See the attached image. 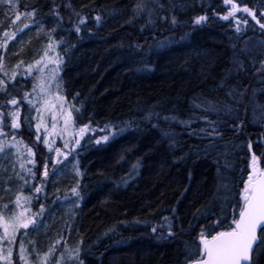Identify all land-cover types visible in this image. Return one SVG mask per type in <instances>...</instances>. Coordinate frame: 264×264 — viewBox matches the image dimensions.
Instances as JSON below:
<instances>
[{
  "label": "trees",
  "instance_id": "1",
  "mask_svg": "<svg viewBox=\"0 0 264 264\" xmlns=\"http://www.w3.org/2000/svg\"><path fill=\"white\" fill-rule=\"evenodd\" d=\"M16 1L19 20L26 11L36 15L21 23L30 25L22 36L29 42L12 58L39 55L54 37L61 93L79 109L76 126L90 125L97 138L105 125L122 129L100 145L89 132L78 157L47 182L58 197L44 204L35 238L43 247L55 240L77 246L81 264H188L202 228L230 225L251 155L264 156V29L237 12L249 24L236 32L233 21L220 19L231 7L224 0ZM141 2L148 8L137 13ZM233 3L264 22V0ZM199 16L207 19L196 24ZM10 29L0 27V36ZM30 84L10 91L20 101ZM210 101L232 111L196 107ZM209 121L218 135L201 131H210ZM20 134L31 143L24 127ZM77 160L82 176L68 169ZM77 183L78 207L55 221L67 211L58 200L72 201ZM254 259L264 264V251Z\"/></svg>",
  "mask_w": 264,
  "mask_h": 264
},
{
  "label": "snow or ice",
  "instance_id": "2",
  "mask_svg": "<svg viewBox=\"0 0 264 264\" xmlns=\"http://www.w3.org/2000/svg\"><path fill=\"white\" fill-rule=\"evenodd\" d=\"M225 5H231L226 15L220 17L225 21H233L236 25V32L241 31V25L247 26L249 20L246 17H251L252 20H256L259 23L261 29H264V22L257 20V14L255 10L245 6L240 8L233 0H224ZM0 7L7 10L17 9L16 3L13 0H0ZM148 8V5L141 2L136 6V12H143ZM237 12H243L245 16L237 17ZM23 15L35 16L36 10L31 12H25ZM259 15L264 17V12H260ZM21 14L17 12L15 20L20 19ZM97 21L100 17H96ZM207 19L205 16H199L196 18L195 23L201 24ZM13 20V23H15ZM85 20L80 17L79 23L75 25L76 31H80V25L84 24ZM36 21H33L35 26ZM29 24H25L24 28H29ZM22 33V29L19 30ZM16 33L5 32L3 43H0V48H7V42L12 40ZM47 48L44 50L40 59L35 60L34 63L27 64L24 67V61H19L16 68L24 67V71L18 72L13 70L10 74L6 71L3 56H0V94L3 99H0V154L5 153V149H15V155L21 157L20 169L25 173L23 176L18 174V178L24 181V184L28 186L32 195H22L23 188L17 193L15 197V210H12L10 214L0 213V261L2 264H12L13 261V249L11 245H14L17 241V233L24 229L23 235L28 234L30 226L34 230L38 222L42 223L43 213L45 211V205L40 204V210L36 213H31L30 206L35 200L40 201L41 195H46V184L51 177L57 174V171L66 167L67 163H71L70 158L76 159L79 155V149L84 145L82 141L85 139L89 132L93 133V136H89V141H94L95 144L100 145L106 143L110 139L119 134L122 129H118L115 125H105V134L100 137H95V129L90 125L85 124L76 126L75 113L79 111L75 105H68L66 97L61 93V85L59 83V73L61 71V64L63 63V57L59 54H53L57 49V41L54 37L50 36ZM38 74V75H37ZM20 76L22 79H17ZM29 78L33 79L31 85V91H25L21 100L18 101L15 95L12 94L10 89H16L17 86L26 87ZM12 81H15L13 83ZM55 87V91H53ZM233 100H236V95L231 92L228 93ZM21 101L28 105L29 111L22 116L21 113ZM238 103V101H237ZM11 105V108L8 106ZM196 107H203L206 112L220 111L231 112L230 105L214 104L211 101L207 106L197 104ZM8 109L7 112L4 109ZM34 110L35 114H32ZM165 119H169L165 117ZM174 119V117H173ZM50 120V124H49ZM10 121V124H9ZM36 129L35 135L37 142H41L44 148L47 149V154L43 159V171L39 174L40 179L38 183L32 184L31 181L37 179V158L33 147L25 146L27 153L26 158L20 152V145L23 144L22 140H18L20 135V129L22 125H27L30 130L33 127ZM211 125L210 131L208 129H202L209 136H216L219 133V129L215 126L214 122L209 121ZM10 129V131H6ZM43 129V131H41ZM113 129H117L113 131ZM11 137V139H8ZM56 137L62 141V146L56 145ZM249 150H252L251 144ZM67 162V163H66ZM31 165L32 167H26ZM135 170V166L134 169ZM76 176H82L83 173L79 171V161L76 162ZM125 184L127 181H123ZM243 187L239 191V200L232 205L233 216L230 225L225 230L215 231L214 227L205 226L202 228L199 235L198 251L191 253L193 258L189 259L188 264H256L254 259L257 249L264 251V156L251 155V159L248 163L247 178L241 179ZM79 183L76 187L71 188L72 196H79ZM8 206L6 205L5 208ZM238 213V215H237ZM165 222L169 224L168 235H172L170 222L165 218ZM222 221L217 218L216 225L221 224ZM211 227V230H209ZM157 229L154 227L153 232ZM213 231L215 234H213ZM207 233V234H206ZM7 244L9 247L5 248L3 245ZM61 240H57L55 245L50 247L48 252L40 257L41 264H51L50 257L56 252V245H60ZM26 248L23 239L19 244V258L21 262L26 260ZM65 256L68 259H79V250H75V256L73 250L64 248V251L60 253V258L55 261V264H63Z\"/></svg>",
  "mask_w": 264,
  "mask_h": 264
},
{
  "label": "rangeland",
  "instance_id": "3",
  "mask_svg": "<svg viewBox=\"0 0 264 264\" xmlns=\"http://www.w3.org/2000/svg\"><path fill=\"white\" fill-rule=\"evenodd\" d=\"M14 3H16L17 5V1L13 0ZM0 27L4 28V29H10V32H14L16 33V35L14 36V38L12 40H9L7 42V48H0L3 52L2 55L3 56V62H4V66L6 71L9 73V77L10 78V74L13 70H16L18 72H23L24 71V67L27 66V64L30 63H34L35 60L40 59V57L43 55L44 50L47 48V45L49 43V39L47 40V42L45 43V45L42 47V50L40 51L39 55H24L26 60H16V58H12L13 56L17 55L18 53H20L23 49V45L26 44L25 42H29V40H25L22 36L23 33L25 32V28L22 26L23 23L26 22V20L28 18H30L31 16H24V18H22L21 20H16L15 21V25L14 23L8 24L6 26H2V23H5V19H9L10 17H13L15 19L16 17V9L15 10H7L3 7H0ZM243 13V12H242ZM27 17V18H26ZM22 23V24H21ZM23 30L22 33L19 30ZM30 32V31H29ZM0 43H3L4 40V33L3 35L0 36ZM9 51H7V49L9 48ZM59 48V44L57 43V49L56 52L53 53L54 55L57 54V50ZM28 56V59H27ZM6 59H5V58ZM11 58V59H10ZM31 58V59H30ZM30 59V60H29ZM29 61L28 63H25V61ZM19 61H24V67H21L19 69L16 68V65ZM61 67V66H60ZM62 68V67H61ZM60 74L61 71L59 73V83H60ZM3 73H0V76H2ZM38 75V74H37ZM31 80V84H30V91H31V85L34 82L33 79L29 78ZM53 91H55V87H53ZM25 106H21V113L22 116L27 114L29 111L28 105L26 103H24ZM22 104V105H24ZM12 106L9 105L8 108H11ZM7 108L4 110L5 112H7ZM32 114H35L34 110L32 111ZM10 124V121H9ZM35 122H33V127L29 130L27 125H22L21 130H23V127L25 128V130L27 132L30 133V136L32 138L31 143L26 142V140H24L22 137V135L20 134L17 139L18 140H22L23 144L20 145V152L23 154V157L26 158L27 153L25 151V146L27 147H33L34 145H37V140H36V129L34 127ZM49 124H50V120H49ZM6 131H10V129H6ZM41 131H43V129H41ZM29 136V135H28ZM8 139H11V137H9ZM56 145L57 146H62V141L59 139V137H56ZM16 150L12 149V148H7L5 149V153L4 154H0V213H6V214H10V212L12 210H15V197L17 195V193L23 188L22 191V195H32V191L31 189L26 186L24 184V181L22 179L18 178V174L20 176H23L25 173L20 169V159L21 157H17L15 155ZM34 152L36 153V158H37V164H36V170H37V179L35 181H31L32 184L38 183L39 179H40V173L43 171V159L45 157V155L47 154V149L44 148V145L41 142L38 143V147H34ZM26 167L31 168V165H26ZM70 168H73L74 170H76V166L73 163L72 165L70 164V166L68 167V169L70 170ZM61 176L60 171L57 172V174L54 177H58ZM53 177V178H54ZM72 196V194H71ZM56 197H58L57 195L53 194V188L47 186L46 188V195H41L40 201L36 202L35 200L32 202L30 209H31V213H36L39 212L40 210V204H46V202L48 203H52L53 199ZM73 200L72 201H67V199L65 198L64 200H58V201H62V204L60 207H64L67 208V211H65L63 214L64 216L61 217H56L54 220L55 221H65L66 220V216L68 213L71 212V209H73L72 211H74L77 207H78V201L76 200L77 196H72ZM8 206L7 208H5V206ZM74 216V215H73ZM41 224V222H38L34 228V230L32 229V226H30V230H28V234L27 235H23V233L25 232L24 229H21L18 233H17V241L14 245H11L12 249H13V261L12 264H41L40 261V257H43L49 250L50 247L55 245V242L57 240H55L54 242H52L51 245H47L46 247H43L41 244V242L38 241V239L35 238V233L38 229V226ZM0 234H2V230H0ZM35 234V235H34ZM23 239L24 244H25V248H26V260L24 262H21L20 258H19V244H20V240ZM64 243L63 246H61V244ZM60 245H56L58 248L56 250V252L53 253L52 257H50V262L51 264H55V261L58 260L60 258V253L64 251V248L67 247L70 250H73L74 252V256H75V250H77V246L76 247H70L69 245L65 244V242H61ZM5 248L9 247L6 243L3 245ZM0 264H2V261H0ZM63 264H81L80 258L79 259H68L67 256H65L64 262Z\"/></svg>",
  "mask_w": 264,
  "mask_h": 264
}]
</instances>
